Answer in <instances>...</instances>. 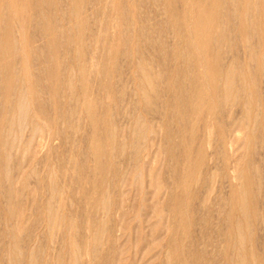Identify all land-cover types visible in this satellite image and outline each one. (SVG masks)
Listing matches in <instances>:
<instances>
[{
    "label": "rangeland",
    "instance_id": "374dc122",
    "mask_svg": "<svg viewBox=\"0 0 264 264\" xmlns=\"http://www.w3.org/2000/svg\"><path fill=\"white\" fill-rule=\"evenodd\" d=\"M59 1L57 0L58 4H55L51 9L48 7L45 8L44 3L43 11L44 13L46 12V15L43 17L45 20H55L56 24L60 27L64 26L63 28L70 29L73 22H70L71 13L69 14L70 11L68 10L70 9V1ZM135 1L136 3L140 1L138 3L141 4H136L137 6L133 7L134 13L137 15L135 19L137 21L139 18L141 19V21L138 22L139 25L145 22V26H150L151 23H146V20L150 18L151 22L154 23L152 27L155 25L157 30L148 26L149 31L151 29L153 30H151L152 32L150 31V34L152 33L151 36L156 33L153 38L157 40L158 38L161 39V37H164L166 31V40L163 38L161 39L164 43L163 41H155L153 39L151 43L149 40L148 43L153 46L159 44L157 48L156 46L153 48L152 45L150 46V44H147L148 39L144 36L145 40L142 36L140 37V39H143V43H145L142 44V39H138L140 35L138 36L137 32L134 33L132 26L129 27L131 29L129 32L131 37L135 35L133 43L136 42L135 46L140 45L135 47L133 46L132 40H130L131 43L126 40H129L130 37L127 35L129 32L124 31V28H127L128 25L126 23V18L124 16L123 18L122 15L125 14L123 11H127L130 7L128 0H117L115 15H120L122 20L124 19V22L122 20L121 22L119 19L121 22L119 23L120 31H118L119 27L116 28V25L115 28L113 27L110 29L109 33H111V35L109 34L108 36L109 40H112L111 37L115 40L111 55L114 60L112 59L111 61V57H109L108 60L107 56H102L104 49L102 50L103 44L100 42H102L101 40L103 38L99 39L97 42L94 41L96 40V35L99 33L97 26H100L99 28H102L101 25L104 26L100 22L104 19V16H102L101 12L97 13L96 9L88 5V3L86 4L87 1L84 2V11L81 9V13L83 12L82 15L88 17L86 30H84L86 31L84 33V39L88 43L84 40L85 42L82 49L83 52L86 50L84 53V60L89 59L87 60L88 63L87 61L85 62L87 69L85 72L86 75L84 74L83 78L80 79V72L75 63L77 61L74 56V49L70 48L73 45L69 44L66 39L64 43L63 39V45L59 46V60L63 63L62 68H67L73 76L74 91H78L77 93L80 94V96H82L81 89H84L87 94L89 93L86 103L96 115H94L97 118L95 125L89 121L90 119L86 116V111L80 112L81 114L79 112H73L74 119L68 120L74 103L68 99L70 90L67 87L64 88L63 84V87L61 85L60 88H64L66 91L61 89L58 98H62L60 102L65 107H61V103L55 105L54 99H52V96L50 97L49 89L46 87L48 83L46 79H44L45 74H40L38 70L35 71L38 67L44 65V63L42 64V61L44 62L42 57L46 54L40 56L42 58L38 59L40 62L35 60L36 62L34 61L31 62V65L29 64L30 67H34L31 69L35 71L37 77H44L39 80L36 78V75H34L33 83L36 87V83L38 82L36 91H38L41 101L44 102V104L46 103L43 105L45 106L44 114L41 115L38 110L35 109L36 107L33 106V99L31 108H34L31 109V111L34 113L30 111L31 116L33 117L34 114L36 117L39 116V120L34 118L40 122L43 121L41 119L47 118L48 122L45 121V119L44 121L49 124L52 122L51 124H53V126H50L51 124L49 125L52 132L59 128V130H62L64 133L56 130L57 132L55 131L54 133L57 134L59 132L63 134H54L56 136L52 141L51 147L41 148V151H39L40 153H38L39 155L37 153L35 154V156L37 155L35 159V156L32 155L33 152H29L28 154L26 152L25 157L21 156L22 152L17 153L22 160L21 158H19L20 160L18 159L16 152H14L15 156L13 154L11 157V159H13L10 160V171L15 170L16 172L14 171L12 173L17 177V169L12 170V168L16 164L22 162V169L24 168L23 172L25 174L21 172L22 176L24 175L23 179L20 180L18 178L16 181L19 191L18 196L21 194L20 197L22 198L14 196V198H12L13 201L10 200L13 203L20 201L18 204L15 203V206L18 205L16 206L17 208L20 206L24 211L19 207L23 212V214H21L22 212L20 211L21 216L19 214L16 219H8L10 218L9 216L7 218L9 198L6 196V188L3 187V185H5L4 179L2 181L0 180V264H235L236 261V264H238L240 262L238 254H240L239 257L241 260H243L244 257L246 258L244 259L245 261H243L244 263L247 262L246 264H264V71H258L257 60L255 61V59L249 57L250 52L248 53L249 47L254 46L257 42L258 44H256L254 48H257V51L260 50L262 41L259 42L256 40V36H252L251 40H255L250 44L251 46H244L242 43L245 44L246 41H239V43L236 42L233 46H223V49H219L222 54L225 53L223 54L224 56L221 55L220 65L225 68L229 64H234L240 73L243 71L241 76H243L246 85L249 84L247 86L253 88V91L248 94L254 95L251 96V99H253L254 102L256 100L255 103L251 102V107L253 108H251L253 111L251 115L254 118H251V120L249 119V121L252 122L250 123L247 119L245 123H248L247 125H249V127L245 125L242 127L243 129H240L241 131L239 130V134L245 138V141L243 138V140L237 144L238 148L235 154L229 157V155L220 151L219 136H222L223 133L225 135L228 133V126H230V123L234 119L238 120L242 118L244 104L240 101V103L236 102L231 106L229 105L233 108L226 105L227 108L224 104L225 107L221 104L220 100L219 102L216 101L217 96H215L216 94L213 93L209 85L211 81V76L209 77V75L211 73L208 74V72H210L211 65L208 67L210 63L208 58L201 57L202 59L200 62L196 61L197 59L195 60L196 62H193L194 60L192 58L184 57L186 58L184 59L183 56L179 57V55V59L176 54H174L176 52L180 53L182 48L183 50L187 49V42H185L186 37L182 38L183 32L185 31L181 30V28L183 29L182 22H184L183 5L185 4V0H161V3L160 0L158 2H156L157 0ZM188 1H191L190 3L192 4L195 2V0ZM148 2L150 3L149 5ZM158 3L160 4L157 9L156 5ZM86 5L89 6V8ZM180 13L182 16V18L180 17V19H182L181 21H179L180 19L178 20V15H180ZM91 14L96 15L93 18V15L92 17L90 16ZM140 14L141 16H138ZM82 15L81 17H83ZM120 16L118 18H121ZM95 17L98 18V20H96ZM159 17L169 22V24H160L159 21L162 19ZM95 21L99 24L96 25V23H94ZM176 21H179V23H176ZM122 23H125L127 26H123L124 24L122 25ZM180 23L182 26H178ZM63 28L62 30L65 31ZM95 28L98 30L97 33ZM115 29H117L118 32H116ZM158 29L159 33H161V30H164V33H162L163 35L158 33ZM121 30L125 33H120V35L119 32H121ZM233 33L234 32H232V34ZM122 35L123 37L124 35L127 36V38L125 37V42H129L130 44L126 43L125 45L122 43V41L124 42ZM136 35L138 38H136ZM119 38H121V40ZM90 39L94 40L90 42ZM66 41L68 43H66ZM93 42L95 46L97 45L96 47L94 45L91 47L90 44H94ZM42 44H45L44 39H42ZM66 44L71 46H67ZM160 44L162 46L165 44L167 48L165 47L164 50V46L162 47ZM227 48L231 50H229V53L226 51ZM141 49L145 52L143 51V53ZM114 50L118 52L116 53ZM140 50L141 52H139ZM224 50L226 52H224ZM132 52H135V56L137 55L136 57L133 56L135 59L132 57ZM148 52L151 58H149L150 55ZM121 53L127 56L124 55L125 57L123 58ZM85 54L88 55V57ZM141 54H145V56L143 57ZM169 54H171L172 57L171 55L169 56ZM226 54L228 56H226ZM114 55L118 56V58H115ZM63 56L66 60L63 59ZM141 56L144 58L146 66L152 65H150L151 69L149 66L147 67L150 69L149 71L151 74H158L157 70L161 69L158 75H154L155 78L151 75L154 83H156L155 89H159L158 91L160 92L155 91L161 95L160 98H158L157 96L159 95L156 93L153 102L154 106L152 105L153 110H151L152 108L149 110V107H146V105L144 106V103L139 101V95H137L140 76L136 72V62L134 63L133 61H137V59L143 60ZM146 56L149 57L146 58ZM162 57H164V59ZM157 58L159 62L162 61V63H159ZM249 58H252V61H250L251 59ZM96 60L101 62L97 64ZM105 60H108L106 65L108 70L116 66L113 68L114 70H109V74L107 75V77L109 76L108 79L107 77L106 79H102L105 74L103 72L101 73L102 61ZM125 60L129 61L127 62ZM109 61L111 64H108ZM147 62L150 64H147ZM157 62L159 64H157ZM237 63H240V66ZM255 64H257V66ZM72 66L76 70H74ZM128 66L132 68L128 69ZM157 67L159 69H157ZM208 68L209 71H206ZM201 71H205V73L203 72L204 74L201 73V77L199 76L201 81L203 79L205 82V77L207 81H209L208 78H210V81L208 83L206 81L204 87H201L203 90L205 89L204 91L202 90L203 92L201 93L203 94L201 95L202 99H200L202 102L200 103L199 101L200 104H198V102L196 104L191 101L196 96V94H193V92L195 93L197 91V87H195L196 84L194 83H196V78V80H198V74ZM63 74L62 72V77L64 76ZM156 78L159 80H155ZM239 78L240 77L237 75V81ZM192 79H194V83ZM184 81L186 83H184ZM237 81H235L236 87L239 84H236ZM161 83L162 85L165 84V87L164 85L160 87ZM250 84H252L253 87ZM42 85L47 89H44ZM79 85H81L82 88L79 87ZM254 85L257 90L254 89ZM187 88H190V90L188 89L190 92H188V90L186 91ZM255 91H257V94ZM45 92L46 95H44ZM0 93H2L0 95V102L2 103L5 99V97H3L5 93L2 87ZM119 94L125 95L122 96ZM42 95L44 97H41ZM121 96L122 98H120ZM45 97H47V99ZM48 98H50V100L52 99L51 102H47L49 100ZM176 98H178V101ZM63 102L65 104H63ZM182 103L184 105H180ZM50 104H54V106ZM218 104H220L221 108ZM57 105L59 111L56 108L54 111L53 107ZM186 105L189 109H187ZM221 109L222 112H219ZM225 110L226 112L228 111L229 114L225 113ZM63 111L65 113H63ZM45 112L50 114L45 115ZM62 113L65 114V116L62 115ZM40 115L42 117H40ZM58 115L62 118L59 119ZM138 117L141 119L143 118V120L145 119V124L148 123L147 126H149L148 130H151L150 128L155 130L156 135L151 134V131L148 133L150 137L149 143L147 144L149 148V158L155 157V161L152 159L153 162H141V165L143 163L142 166L139 165V162L136 164L137 168L141 167L142 170L138 168V170L135 171L133 167H136V160L134 156L131 155L133 152H129L132 151L130 148L133 147V143H130V141L132 140V142L138 143L140 140L143 142L142 139H146H139L134 133L136 130L135 121ZM228 119L230 122H227ZM73 120L76 122H73ZM69 121L73 122L72 125L75 126L73 130L69 127ZM111 122L112 127L116 125L115 129L117 133L120 132L118 136L116 133L117 137H115L116 139L114 140L116 142L115 144L118 146L120 142L123 146L126 145L122 147L121 153L118 152L119 150L115 147L116 145L114 147L117 151L113 150V143H110L113 152L109 149L111 137L108 138V136H110L109 127L111 126ZM106 125L109 126L106 127ZM29 127L31 129V124L27 127L30 132H28L27 129L25 130L26 132H24L25 139H28L31 134ZM51 127L55 129L53 130ZM120 134L123 140L125 138V142H121L122 138ZM133 134L138 138L137 140L134 138ZM152 137H156V142L152 143ZM92 143L98 144L101 149L100 154L102 153V155H99V158H95L92 153ZM130 144L132 145L131 147L129 146ZM118 147L120 148V146ZM103 154L105 156H103ZM109 156L116 163V167H112L114 163H111L112 159ZM131 157H133L134 160H132ZM144 159H146V155ZM30 161L35 163L30 165ZM25 165L26 167H24ZM233 168L234 170H232ZM231 177L232 179H230ZM26 185L28 186L26 187ZM52 185H54L55 190H53ZM23 189L26 192H23ZM52 194H54V196ZM241 195L245 196L247 208H250L252 211L248 210V213H245L242 210L239 202ZM49 198L53 201L52 205L54 208L59 206L58 218L53 224L48 223L49 217L46 212ZM237 198L239 200H237ZM241 212H243V214H241ZM241 217L243 221H241V223L244 225L238 223ZM244 217L245 219H243ZM18 218L21 220V222H18V227H20V231H18L20 235L19 239L22 241H20L21 243L18 242V245H20L18 247L20 249L15 245L14 240L13 245L12 237L9 233L12 223H15L14 220L19 221ZM245 220L249 225L245 223ZM21 224H23L22 227L20 226ZM238 230H241L240 233L243 232L240 235H243L246 239L243 238L242 241L240 240V235L237 234L239 233L237 232ZM26 235H28V237ZM243 240H245V243H243ZM243 246H245L246 249ZM242 247L245 249L244 251ZM15 248L17 251H15ZM239 248H241L242 251ZM18 250L21 251L22 254H20ZM16 252L19 254H15Z\"/></svg>",
    "mask_w": 264,
    "mask_h": 264
},
{
    "label": "bare ground",
    "instance_id": "6f19581e",
    "mask_svg": "<svg viewBox=\"0 0 264 264\" xmlns=\"http://www.w3.org/2000/svg\"><path fill=\"white\" fill-rule=\"evenodd\" d=\"M69 1H70L69 8L71 9V10L68 9L70 11L69 14L71 13L70 14L71 15V21L70 22L73 21L75 25L72 22V26H71L72 28L70 27V29H65V28H63L64 26L63 27L62 26L60 27L58 24H56V21L55 20H52L51 21L49 19V17H48L49 20H45V18L43 17V16L46 15L45 14L46 12L44 13V11H43L44 5H45V8L48 7L49 9H51V8L54 7L55 4H58L57 3V0H0V75H1L0 76L1 77L0 78L1 79V81H0V89L2 87V89L4 90V93H5L4 96L2 95L3 97H5V99L3 100L2 103L0 102L1 103V105H0V180L2 181L4 179L3 181H4V184L5 185H3V187L6 188V196L9 198L8 199V215H7V218H8V216L10 218H8V219H16V217H18V215L20 214V211L23 210V209H21L20 206L19 207H20L21 210L19 209V207L18 208L16 207L18 205L15 206V203L18 204V202L20 203V201H18V202L16 201L15 203L12 202L13 201L12 198H14V196L19 197V198H22V197H20L21 194H20V196H18L19 191H18V187L16 185V181L18 180V178L20 180L23 179V176H24V175L22 176V174H21V172L24 173L23 172L24 171L23 170L24 168L22 169V165H23L22 162L16 164L14 166V167L17 166L16 168H14V167L12 168V170L13 169H17V171H18L17 177H15L16 175L12 173L15 170L14 171H10V168H11V166H10L11 165L10 160L13 159V158L11 159L12 155L14 154V156H15V153L14 152H16V156H17L18 155L17 153L22 152L21 153V156L22 157H25V155H26L25 153L26 152H27V154L29 152H33L32 155L35 156L36 153L37 154L40 153L39 151H41L40 150L41 148H43V147H51L53 139L59 133V132L57 134L54 133L56 130H59V128L56 129L53 132L51 131V129L49 128V125L52 122L50 124L49 123H46L45 121H47V118L45 119L43 117L45 119V121H44V119H41L40 118L41 120H43L42 121L43 123H42V122L38 121L39 120V118H38L39 116H38L37 113H36V115L38 117L34 116L35 114L33 115V117L31 116V112H33V111H31V109L34 108V107L31 108L32 107L31 105H32L33 99H34L33 106L36 107L35 109L38 110L39 114H41V115L44 114V111H45L44 110V107L45 106H43V105L46 104V103L44 104V102L41 101V99L39 98L40 96L38 95V91H36L37 83L38 82L36 83V87H35V85L33 83V76L36 75L35 74V71L38 70L40 74H43V73L45 74V78L43 76L42 77L44 79H46V81L48 83V84H46V87L49 89L50 97L52 96V99H54L55 105L57 103L58 104L61 103L60 102V99H62V98L60 96H59L60 98H58V94L61 91V89H64L65 87H67L70 90V92H69V98L68 99H70L71 102L74 103V104L72 103L74 107L72 106L73 107L72 110L70 109L71 110V114L69 115L70 117H68V120L69 119H74L73 118L74 113H76V112L77 113L78 112L79 113L80 112L82 113L84 111H86V113H87L86 116H88V118L90 119L89 121H91L92 124L95 125V122L97 120V118L95 117L96 115L93 113V110L86 103L87 100H88V96H89L88 94L89 93L87 94V92L84 89H81L82 90V92H81L82 93L81 94L82 96H80V94L77 93L78 91H76V92L74 91V89H73L74 88L73 76L70 73V71L67 70V68H65V67L62 68L63 67L62 66L63 63H62V61L59 60V58H60L59 46L63 45L62 44L63 43V39H64V43H65V39H66L69 42V44L73 45L70 48L74 49V56L76 57V61H77L75 63L77 64V66H78L77 69L80 72V79L83 78L84 74L86 75L85 72H86L87 67H86L85 62L89 58L84 60V53L86 52V50H84V52H83L82 46H83L84 42L86 41L84 39V33L86 31H84V30H86V23L88 22V17H86V16L84 17L82 15L83 12L81 13V9L82 10L85 9L84 8L85 7V3L84 2L87 1L86 4L88 3V5H90L91 7H94L96 9V12L97 13L98 12H101L102 13V16H104V19H102L103 18L102 17L101 18L102 20L100 21L101 24H103L104 26L101 25L102 28H99L100 26H97L98 27V30H99V33L96 35V40L90 39V42H91V40H94V41L97 42L99 39H102L103 38L101 40L102 42L99 41L101 44H103L102 45L103 46L102 50L103 49L104 50L102 52V56H104V57L107 56L108 57V60H109V57H111V55H112L113 43L115 41V40H113L112 37H111L112 40H109V37L108 36H109V34L111 35V33H109L110 32V29L113 28V27L115 28V26L117 25L116 28L119 27V30L118 31H120V26H119L120 24L119 23H121L122 21L124 22V19L122 20V17L123 16L126 18V23L128 25L127 26V25H125V23H122V25L124 24L123 26H127V28H124L125 29L124 30L125 32L126 31L129 32V30H131L129 27L132 26L133 29H134L133 30L134 33L137 32L138 33L137 35L138 36L140 35L139 38L136 35L137 36L136 38H138L139 40L142 39V38L140 39L141 36L142 37L144 36L146 39H148V41L146 40L147 41V44H150V43H148L149 40L150 41L152 39L155 40V41L157 40V39H154L153 38V36L156 33L154 35H152V36H151L152 33L150 34V31L153 28L154 29L157 28V27L155 28V25L152 27V24H154V23L151 22L150 18H148L146 20V23H148V24L151 23L150 26L152 27V29L150 31H149V27H150L149 25L146 24L147 26H145V24H144L145 22H144L143 24L141 23L140 24L141 26H140L138 24V22H140L141 19L139 18L138 21L135 19V16L137 17V15H135L136 13H134L135 11L133 10V7H136L137 6L136 4L141 5L140 3H138L140 1H138L136 3L135 0H128L130 7L127 9V11H123L126 15L125 14L122 15V17L120 15H115V11H116V8H117V6H116L117 0H69ZM158 1L159 0H157L156 2H158ZM190 2L188 0H185V4L183 5L184 6L183 7L184 8V10H183L184 11V13H183L184 22H182L183 29L181 28L182 31L184 30L186 32V34H185V32H183L182 38H185L186 37L185 38V42H187V44H186V46H187L186 48L187 49H184L183 50V48H182V50H180L181 52L178 51L180 53H177L176 51H174V52H176L174 54H176L177 57L180 55L179 57L183 56V58L184 57H186V58H192L194 60L193 62H196V61H199L200 62V60L202 59L201 57L208 58V60L210 61V63L208 64V67L211 65L210 66V72H208V74L211 73L209 75V77L211 76V81H210V78H208L209 81H210L209 85H210V89L213 91V93L216 94L215 96H217L216 101L219 102V100H220L221 101V104L222 105L224 104L225 106L226 105H228V106L230 105L231 106V105H233L236 102H239L240 103V101L243 102L244 109H243L242 118L241 119H238V120L234 119L233 121L231 120L232 122L230 123V126H228V133L225 135L222 132L223 133L222 136L221 135L219 136L220 137V140H219L220 141L219 142L220 143V147H219L220 148V151H222L224 154L229 155V157H231L237 151V148H238V145L237 144L240 143V141L243 140V138H244L243 136H241V134H239V132L241 131L240 129H243L242 127L245 126V125L249 127V125H247L248 123H245L246 120L248 119V121H249V119L251 120V118H254L251 115L252 112H253L251 110V108H252L251 107V102H254V100L251 99V96H254V95H251V94L249 95L248 94V93H251L253 91V88L248 87L247 85H249V84L246 85V83H245V81L243 79V76H241V73L243 71H241V73H240V71L238 70V68H236V66H234V64H229L228 66L226 65L227 67H225V68L220 65L221 55L224 56L223 54H225V53L222 54L220 52L221 50L219 51V49H223L222 48L223 46H227V47L228 46H233L236 42L239 43V41H241V42H245L246 41L245 44L244 43H242V44L244 46H247V47L248 46H251L250 44H252L253 41L255 40V39L254 40H251V37L252 36H256V40H258L259 42L262 41V44H261L262 47H261L260 50L257 51V48H254L255 45L258 44V42L256 41L257 43L255 42L256 44L254 46L249 47L250 49H249L248 53L250 52V56L249 57H252L253 59H255V61L257 60V63H258V68L257 69H259L258 71H261V70H262L261 72L264 71L263 70L264 69V49H263L264 48V0H195V2H193L194 4H192ZM141 3H142V1H141ZM160 3H161V0H160ZM160 3H158L156 5L157 6V9L159 8V4ZM149 4L150 3L148 2V5ZM142 5H144V4H142ZM65 7H67V6H65ZM87 7L89 8V6H87ZM86 10H87V8H86ZM62 11H61V13H62ZM141 14L138 15V16H141ZM81 15L84 18L81 17ZM92 15H93V18H94V16L96 14L95 15L94 14H91L90 16L92 17ZM119 16L121 18H118ZM156 16H158V15H156ZM178 16H179L178 20L180 19V17L182 18L181 13ZM43 18H44L45 21L43 20ZM53 19H55V18H53ZM95 19L98 20V18H96V17H95ZM119 19H120V21L121 20L122 21L120 22ZM160 19H162V18H160ZM176 19H177V16H176ZM181 20L182 19H180L179 21H181ZM179 21L178 22L176 21V23H179ZM57 23H58V21H57ZM94 23H96V25L99 24L97 21H95ZM159 23L160 24L162 23V24H165V25L166 24H169V22H167V21H165L163 19L161 21H159ZM174 25H177V24H174ZM179 25H181V23L178 24V26ZM94 27H96V26H94ZM62 28L66 31V33H65V31L62 30ZM89 28H91V27H89ZM96 28H95V31L97 33L98 30H96ZM174 28H176V27H174ZM121 29H123V28H121ZM136 29H137V31H136ZM115 31L118 32L117 29H115ZM124 31L121 30V32H119V34L120 33H125ZM163 31L164 30H161L160 31L161 33H159V29H158V33L160 35L162 33H164ZM232 32H234L235 35H234V33L232 34ZM165 33H166V31H165ZM165 33H164V37H161L160 36L161 39L163 38L164 40H166V38H165V35L166 34ZM249 34H251V35H249ZM120 35H118V36H120ZM127 35L130 37L129 40L126 39L127 36L124 35V37H123V35H122V39L124 38L123 39L124 42L122 41V43H124L125 45H126V43L130 44L131 43L130 40H132V43H133L134 38H135L134 37L135 35L131 37L130 32ZM179 35H180V33H179ZM131 38H133V39H131ZM145 38H144V40H145ZM249 38H250V40H249ZM42 39H44V43H45L44 45L42 44ZM119 39L121 40V38H119ZM125 39L127 41H129L130 43L129 42H125L126 41ZM161 39L158 38L157 41H161ZM139 40H137V41H139ZM67 41H66V43H68ZM152 41H151V43H152ZM248 41H249V43H248ZM141 42H142V44H145V43H143V39L141 40ZM135 43H133L134 45L133 44L132 45L135 46L136 45ZM163 43H164V41H163ZM71 45H67V46H71ZM90 45H91V47H92V45L95 46V43L94 44H90ZM132 45H131V47H132ZM139 45H137V46H139ZM151 45L152 44H150V46ZM158 45L159 44L154 45V46H156V48H157ZM137 46H135V47H137ZM154 46H153V48H154ZM160 46H162V45L160 44ZM163 46L162 47L165 50V47H166L165 44H163ZM144 47H147V46H144ZM149 48L151 50H153L151 47H149ZM224 48H226V47H224ZM227 49H226V51H228V53H229V50L230 49H228V50ZM121 50H120V52H121ZM141 50L139 52H141ZM114 51L116 53L118 52L116 50H114ZM122 51H124V50H122ZM143 51L144 50H142V52ZM158 51H161V50H158ZM226 51L224 50V52H226ZM245 51H246V49H245ZM135 52H132V57L135 56ZM149 52H148V54H149ZM152 53H153V51H152ZM164 53H166V52H164ZM137 54H138V52H137ZM171 54H169V56ZM227 54H226V56H228ZM41 55H45L44 57H42L44 59V62L42 61V64L44 63V65L42 67H38V69L35 68L36 70L34 71L33 69H31L33 66L30 67L29 64L31 65V62H34L35 60L37 61L39 58H41L40 57ZM121 55H123V58L125 56H127V55L122 54V53H121ZM121 55H120V57H121ZM172 55H171V57H172ZM86 56L88 57V55H86ZM142 56L144 57L145 54L142 55ZM142 56H141V58H143ZM130 57H131V55H130ZM135 57H133V58L135 59ZM139 57H140V55H139ZM148 57L146 56V58H148ZM90 58H91V56H90ZM115 58H118V56H115ZM146 58H145V60H146ZM149 58H151V55H150ZM162 58L164 59V57H162ZM186 58H184V59H186ZM229 58H230V56H229ZM252 58H249V59H251L250 61H252ZM63 59H65L64 56H63ZM112 59L113 58L111 57V61H112ZM130 59H132V58H130ZM91 60H93V59H91ZM152 60H154V59H152ZM157 60H158V58H157ZM38 61L40 62V60H38ZM107 61L106 60L105 61H102V63H103V64L101 63L102 64L101 65L102 68L99 67V66H97L98 68H101L102 69L101 73L103 72L105 74V76H103L105 78L102 77V79H106L107 75L109 74V70L116 67L115 66V67L110 68L108 70V68L106 66L107 65ZM125 61H127V60H125ZM203 61H204V59H203ZM205 61H207V60H205ZM100 62L101 61H97V64H99ZM109 62H108V64H111V62L110 63ZM133 62L134 63L136 62V64H135L136 66L135 65H133V66H135L137 68V71L136 72L140 76L139 77L140 78V84L138 85V89H137V93H138L137 95H139L138 98L140 99L139 101L143 102L144 103L143 104L144 106L146 105V107H149L148 108L149 110L151 108H152L151 110H153V106H154L153 105V102H154V98H155L156 93H157L156 91L159 90V89L158 90L155 89V87H156L155 84L156 83H154V80L152 79V76H154L156 73L154 75L150 73L149 70L151 69V66L152 65L150 63H148L149 62L148 61L147 64H150L151 66L148 65L150 67V69L147 68L148 66H146V62L144 61V58H143V60L142 59H137V61H133ZM150 62H151V60H150ZM158 62H159V60H158ZM158 62H157V64L162 63V61L159 62V63ZM234 62H235V60H234ZM87 63H88V61H87ZM152 63H153V61H152ZM42 64H40V65H42ZM97 64H95V65H97ZM163 64H161V65H163ZM184 64H185V61H184ZM194 64H197V63H194ZM206 65H205V67H206ZM238 65L240 66V63ZM255 65L257 66V64H255ZM117 66H118V64H117ZM121 67H119V68H121ZM130 68H132V67H129L128 69H130ZM190 68H192V67H190ZM73 69L76 70L74 67H73ZM138 69H139V71H138ZM154 69H153V71H154ZM157 69H159V68L157 67ZM195 69H196V67H195ZM92 70H94V69H92ZM160 70H157L158 71V74H159V71ZM206 71H209V68ZM256 71H253V72H256ZM62 72L64 73L63 74L64 75L63 77L61 76V73ZM129 72H130V70H129ZM139 72H140V74H139ZM151 72H152V70H151ZM203 72L205 73V71H203ZM203 72L202 71L199 72V74H198V80H196L197 78L195 79V82L196 83H194V79H192L193 80V83L196 84L195 87H197V91L195 93L193 92V94H196V96L195 97L193 96L194 99L191 98V99H193L191 102H194L196 104H197V102H198V104H200L202 102V100L200 101V99H202V96L201 95H203L201 93L205 90V89L203 90L202 88L204 87V84L207 81V78L206 77L204 78V79H206L205 82L203 81V79H202L203 82L201 81V78H200L201 76L200 75H201V73L204 74ZM253 72H251V73H253ZM133 73H135V72H133ZM196 73H197V71H196ZM158 74H156V75H158ZM244 74H246V73H244ZM263 74H264V72H263ZM237 75H238V77H240L239 78L240 81L238 80L239 82L236 79V76ZM155 76L153 78H155ZM206 76L208 77L207 74H206ZM251 76H252V74H251ZM42 77H40V76L37 77V75H36V78H38L39 80H41L40 78H42ZM108 78H109V76L107 77V79ZM157 79L158 78H156L155 80H157ZM209 81H207V83ZM235 81H237L236 84L239 83L240 86L238 84L237 87H236ZM80 83H81V81H80ZM184 83H186V82L184 81ZM248 83H250V82H248ZM62 84L64 85V88H60ZM187 84H188V82H187ZM253 84H254V82H253ZM63 85H62V87H63ZM157 85H159V84H157ZM161 85H162V83L160 84V87H161ZM163 85L165 87V84H163ZM163 85H162V87H163ZM184 85H186V84H184ZM250 85H252V84H250ZM255 85H257V84H255ZM255 85H254V87H255ZM42 87H43V85H42ZM79 87H81V85H79ZM252 87H253V85H252ZM43 88L44 89H47L45 87H43ZM157 88H159V87H157ZM184 88H186V87H184ZM40 89H41V87H40ZM188 89L190 90V88H187L186 91ZM254 89H256V87ZM38 90H39V87H38ZM163 90H164V88H163ZM189 90H188V92H190ZM64 91H66V90L64 89ZM192 91H193V88H192ZM46 92H45L44 95H46ZM123 92H125V91H123ZM158 92H160V91H158ZM205 92H204V94H205ZM240 92H242V93H240ZM255 93L257 94V91H255ZM1 94L2 93H0V95ZM49 94H47V95H49ZM119 95L124 96L123 94H119ZM157 95H159L157 97L160 98V96H161L160 93L159 94L157 93ZM122 96L120 98H122ZM190 96H189V98H190ZM41 97H44V96L42 95ZM47 97H49V96H47ZM47 97H45V98L47 99ZM175 97H177V96H175ZM48 99L50 100V98H48ZM57 99H58V102H57ZM176 99L178 101V98H176ZM49 100L47 102H51V100L50 101ZM155 101H156V99H155ZM199 101H200V103H199ZM255 102H256V100H255ZM85 103H86V105H85ZM63 104H65V103L63 102ZM196 104H195V106H196ZM50 105L51 106H54V104H50ZM61 105H62V103H61ZM180 105H184V104L182 103ZM218 105L220 107V104H218ZM63 106L64 105H62L61 107H63ZM57 107H58V105L56 107H53L54 108V111H55V108L57 109ZM69 108H70V106H69ZM230 108H233V107H230ZM187 109H189L188 106H187ZM219 112H222V109H221V111L219 110ZM230 112H232V111H230ZM63 113H65V112L63 111ZM63 113H62V115L65 116V114H63ZM149 113H152V112H149ZM225 113H228L229 114V112L228 111L226 112V110H225ZM48 114H50V113H48ZM48 114L46 113L45 115H48ZM41 115H40V117H42ZM56 116H57V114H56ZM59 116L60 115H58V118L59 119L62 118V117H59ZM34 117L37 118L38 120H36ZM51 119H52V117H51ZM56 120H57V118H56ZM75 120H73V122H76ZM54 121H55V119H54ZM87 121H88V119H87ZM228 121H229V119L227 120V122ZM69 122H70L69 127L72 128V129L70 128L71 130H73L75 128V126L72 125L73 122H71V121H69ZM146 122H147V120H146ZM30 124H31V129H30V127H29V129L31 130V134H30V136H29L28 139L27 138L25 139L24 138V132H26L25 130L27 129L28 126H30ZM46 124H48V125H46ZM76 124H78V123H76ZM147 125H148V123L145 124V119L143 120V118L141 119L140 117H138V119L135 121V129L136 130H135L134 133H135L136 137H138L139 139L140 138L141 139L142 138H146L145 140L142 139L143 142H141V140H140L138 143L132 142V140L130 141V143H133V147L130 148V150L132 149V151H129V152H133L131 155L134 156V158L136 160L135 161V165L137 163H139V162H140L139 165H141V162L148 163V162L152 161V159L155 158V157L154 158H152V157L149 158V152H148V149L149 148H148L147 144L149 143V137H150V135H148V133L151 131V134H154V135H156V134H155V130H152V128H150L151 130H148L149 129V126H147ZM50 126H53V124H51ZM107 126H109V125H106V127ZM109 128H110V131H109L110 136H108V138L111 137L110 138V142H109V147L111 145L110 143H113V147H114L116 145L115 144L116 142L114 141L116 139L115 137H117L120 132L117 133V131L115 129L116 128V125H115V127H112V122H111V126ZM80 130H81V128H80ZM107 130H109V129H107ZM117 130H118V128H117ZM59 131L61 132L62 130H59ZM94 131H97V130H94ZM28 132H30V131L28 130ZM107 132H106V134H107ZM63 133H59V134H63ZM116 133H117V136H116ZM54 134H56V135H54ZM245 134H246V132H245ZM135 135H134V138H136ZM121 136L122 135L120 134V137ZM138 138H136V140ZM155 138L156 137H152L151 138L153 140L152 143L156 142ZM24 139H25V141H24ZM108 141H109V139H108ZM244 141H245V138H244ZM118 142H119V140H118ZM121 142H125V138H124V140L122 138ZM93 143H92V146H91L92 147V153H93V155H94L95 158H97V157L99 158V155H102V153L100 154L101 149L98 146V144H93ZM119 143H118V146H120V148L117 145L115 147H117L118 150H119L118 152L121 153V151H122L121 149H123L122 147H124L126 145L123 146L122 143H120V144ZM127 143H129V142H127ZM129 146L131 147L132 145L130 144ZM115 147H114L113 150L114 151L115 150L117 151V149ZM106 148H107V145H106ZM109 149L111 150V147ZM125 151H126V149H125ZM111 152H113V151L111 150ZM116 153H114V154H116ZM145 155H146V159H144V156ZM19 156L20 155H18V159L21 158ZM103 156H105V155L103 154ZM36 157H37V155L34 157V159ZM134 158L131 157L132 160H134ZM21 160H22V158H21ZM154 161H155V159H154ZM32 163H35V162H31L30 165H32ZM111 163L112 164L114 163V166H112L113 168L117 166V165L115 166L116 163L113 161V159H112V162ZM143 163H142V165H143ZM24 167H26V165ZM99 167H101V166H99ZM133 168H135V171H136V170H138V168H141V167H138L137 168V165H136V167H133ZM141 170H142V168H141ZM232 170H234V168ZM232 172H234V171H232ZM19 174L21 175V177H20ZM2 176H3V178H2ZM233 176H234V174H233ZM230 179H232V177ZM22 183H23V181H22ZM27 186L28 185H26V187ZM52 187H53V190H55L54 189V185H52ZM23 192H26V191L24 190ZM54 194H56V193H54ZM54 194H52V195L54 196ZM238 195H239V193H238ZM245 199H246L245 196L244 195H241L239 202H240V205H241L242 210L246 213L248 210L250 211L251 209L250 208L249 209L247 208V202H246ZM19 200H21V199H19ZM237 200H239V199L237 198ZM52 204H53V201L50 200V198H49V200L47 202V206H46L47 216L49 217V222H48L49 224H53V223H55L57 221L58 213H59V208H58L59 206L54 208ZM57 208H58V210H57ZM103 210H105V209H103ZM107 211H108V209H107ZM21 214H23V212ZM21 214H20V216H21ZM241 214H243V212H241ZM245 217H246V215H245ZM245 217L243 219H245ZM241 219H242V217L240 218V222H238V223H241V221H242ZM18 220H19V218H18ZM14 221H15V223H12V227H11V229H9V233H10V235L12 237V243H13V240H14L15 245L18 247V246H20V245H18V242L21 241L19 239V236L20 235L18 234V231H20L19 230L20 227H18L19 226V223L18 222H21V220H19V221L14 220ZM14 221H12V222H14ZM8 222H9V220H8ZM6 223H7V221H6ZM245 223H247L249 225V223L246 222V220H245ZM9 224H10V222H9ZM241 224H243V223H241ZM22 225L23 224H21L20 226L22 227ZM245 230H246V228H245ZM240 231L238 230L237 232H239V233H237V234L240 235L241 233H243V232L240 233ZM28 234H29V232H28ZM26 236L28 237V235H26ZM29 237H30V235H29ZM239 238L242 241V239L245 238V237L243 235H240ZM240 240H238V241L241 242ZM244 241L245 240H243V243H245ZM240 244H242V243H240ZM13 245H14V243H13ZM243 247H245V246H243ZM18 249H20V248L18 247ZM239 249L242 251L241 248H239ZM245 249H246V247H245ZM245 249L243 248V251ZM15 251H17V249ZM19 252H20V254H22L21 251H19ZM239 253H240V251H239ZM246 253H247V250H246ZM250 253H251V251H250ZM15 254H19V253L16 252ZM239 256H240V254H238V258L240 260V262L238 264H246L247 262L246 263L243 262V261H245L244 259H246V258L243 256L244 259L241 260V258ZM236 262H235V264H236Z\"/></svg>",
    "mask_w": 264,
    "mask_h": 264
}]
</instances>
